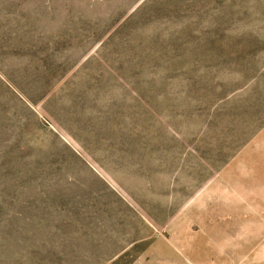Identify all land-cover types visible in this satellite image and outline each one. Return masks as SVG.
Wrapping results in <instances>:
<instances>
[{"label": "rangeland", "instance_id": "rangeland-1", "mask_svg": "<svg viewBox=\"0 0 264 264\" xmlns=\"http://www.w3.org/2000/svg\"><path fill=\"white\" fill-rule=\"evenodd\" d=\"M0 264H264V0H0Z\"/></svg>", "mask_w": 264, "mask_h": 264}]
</instances>
